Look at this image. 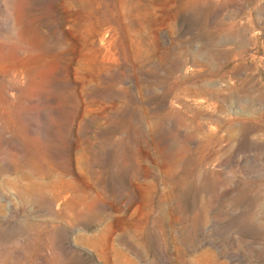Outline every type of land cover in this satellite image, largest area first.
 Listing matches in <instances>:
<instances>
[{
  "label": "rangeland",
  "instance_id": "1",
  "mask_svg": "<svg viewBox=\"0 0 264 264\" xmlns=\"http://www.w3.org/2000/svg\"><path fill=\"white\" fill-rule=\"evenodd\" d=\"M0 264H264V0H0Z\"/></svg>",
  "mask_w": 264,
  "mask_h": 264
}]
</instances>
